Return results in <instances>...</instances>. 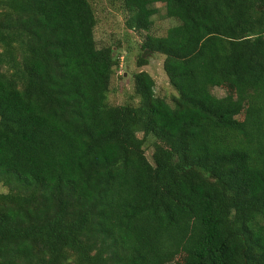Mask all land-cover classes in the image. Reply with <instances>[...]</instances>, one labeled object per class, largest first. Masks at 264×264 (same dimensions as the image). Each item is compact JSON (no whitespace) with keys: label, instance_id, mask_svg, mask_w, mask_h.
I'll return each mask as SVG.
<instances>
[{"label":"trees","instance_id":"trees-1","mask_svg":"<svg viewBox=\"0 0 264 264\" xmlns=\"http://www.w3.org/2000/svg\"><path fill=\"white\" fill-rule=\"evenodd\" d=\"M119 1L177 22L143 45L173 105L145 71L108 103L90 0H0V264H264V0Z\"/></svg>","mask_w":264,"mask_h":264},{"label":"rangeland","instance_id":"rangeland-1","mask_svg":"<svg viewBox=\"0 0 264 264\" xmlns=\"http://www.w3.org/2000/svg\"><path fill=\"white\" fill-rule=\"evenodd\" d=\"M95 12L97 26L95 28V40L99 49L105 47L113 48L114 57L120 59V66L112 77L108 103L112 106L137 105L139 98L135 93L134 75L145 71L155 80V92L158 97L165 98L173 105V98L176 91L171 86L169 79L163 69L165 57L161 54H154L143 45L148 35L164 36L168 29L175 26L177 22L166 15L164 4L156 6L159 12L153 17V25L149 32H135L126 26L128 12L124 9L119 0H90ZM146 64L139 67L140 58ZM213 94L217 97H224L227 92L224 89L215 88ZM153 139L150 138L145 145V152L152 162ZM8 193V189L0 184V194ZM183 257H175L165 264H181Z\"/></svg>","mask_w":264,"mask_h":264},{"label":"water","instance_id":"water-1","mask_svg":"<svg viewBox=\"0 0 264 264\" xmlns=\"http://www.w3.org/2000/svg\"><path fill=\"white\" fill-rule=\"evenodd\" d=\"M146 53L143 55V57H145Z\"/></svg>","mask_w":264,"mask_h":264}]
</instances>
